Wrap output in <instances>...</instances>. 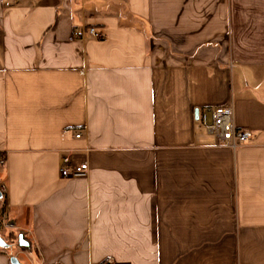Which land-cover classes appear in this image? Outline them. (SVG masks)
Wrapping results in <instances>:
<instances>
[{"label":"crops","instance_id":"0c3cea01","mask_svg":"<svg viewBox=\"0 0 264 264\" xmlns=\"http://www.w3.org/2000/svg\"><path fill=\"white\" fill-rule=\"evenodd\" d=\"M0 181V264H264V0H0Z\"/></svg>","mask_w":264,"mask_h":264},{"label":"built area","instance_id":"2783aa9c","mask_svg":"<svg viewBox=\"0 0 264 264\" xmlns=\"http://www.w3.org/2000/svg\"><path fill=\"white\" fill-rule=\"evenodd\" d=\"M86 32L95 39L101 38V34L95 29H89ZM72 39H82V34L80 32H73ZM198 121L208 134L214 136L218 146L228 147L234 150L247 143L251 138L250 132L237 129L234 121L233 108L231 106L212 109L204 108L198 113ZM79 137L80 134H77L76 138ZM1 163H3V160ZM69 164V157L63 156L61 158L60 167V175L63 178L81 177L86 175V164L81 165L80 168H70L68 167ZM6 194L7 186L5 181H0L1 198ZM103 264H112V262L107 261Z\"/></svg>","mask_w":264,"mask_h":264},{"label":"water","instance_id":"95a60500","mask_svg":"<svg viewBox=\"0 0 264 264\" xmlns=\"http://www.w3.org/2000/svg\"><path fill=\"white\" fill-rule=\"evenodd\" d=\"M1 198V196H0ZM17 247L20 249H25V250H30V245L29 243L24 239V236L22 234L17 236ZM13 245H9L8 243H6L4 241V239H2L0 237V248L1 249H9L11 248ZM10 262L11 264H18V261L15 257H11L10 258Z\"/></svg>","mask_w":264,"mask_h":264},{"label":"rangeland","instance_id":"374dc122","mask_svg":"<svg viewBox=\"0 0 264 264\" xmlns=\"http://www.w3.org/2000/svg\"><path fill=\"white\" fill-rule=\"evenodd\" d=\"M9 229V232L8 233H12V234H14L15 235V237H16V239H15V242L17 243V236L19 235L18 233H17V231L15 230V231H12V229H10V228H8ZM19 249H14V251L15 252H17ZM17 259V261L18 262H21L22 264H25V259H24V257H22V256H19V258H16Z\"/></svg>","mask_w":264,"mask_h":264}]
</instances>
